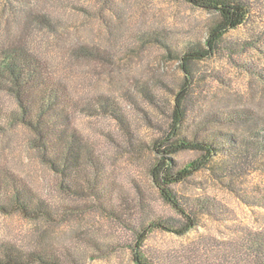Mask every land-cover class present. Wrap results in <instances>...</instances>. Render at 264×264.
Segmentation results:
<instances>
[{
    "label": "rangeland",
    "instance_id": "rangeland-1",
    "mask_svg": "<svg viewBox=\"0 0 264 264\" xmlns=\"http://www.w3.org/2000/svg\"><path fill=\"white\" fill-rule=\"evenodd\" d=\"M27 1L33 15L24 26L21 18L10 14L14 8L11 1L0 0L1 34L5 30L8 38L20 41L18 44L46 64L53 80L66 88L74 104L71 125L102 160L110 178L128 191L136 181L156 211L174 215L150 174L151 159L160 156L150 141L174 120L173 94L182 84L185 72L179 59L172 58L163 45L148 40L147 35L158 31L177 39H204L214 13L186 0ZM38 15H46L55 28L45 25ZM225 37L237 43V50L224 49L193 63L196 80L193 98L187 103L184 129L193 131L201 117L218 106L248 107L264 119V83L244 67L264 69V0L255 4L244 25L231 29ZM82 44L99 47L113 57L112 63L78 57L75 50ZM142 85L156 94L157 103L145 96ZM102 95L118 102L132 135L145 141L146 146L131 149L128 136L116 122L100 114L98 103ZM0 101L5 109L16 107L9 94H0ZM31 134L22 125L9 124L0 130V170L14 175L56 205L60 220L51 224L20 213H0V243L41 249L71 246L82 250L86 264H136L131 251L133 233L103 216L92 201L65 193L57 175L30 142ZM198 155L196 151L183 150L172 156L183 163ZM247 181L263 184L264 175L255 173ZM175 187L181 194L215 197L234 210L235 220L222 223L203 216L199 228L184 235L154 232L147 241L148 247L184 249L193 246L202 235L229 237L235 222L256 229L264 225V210L244 204L209 169L196 172L189 182ZM67 205L78 210L65 213Z\"/></svg>",
    "mask_w": 264,
    "mask_h": 264
},
{
    "label": "trees",
    "instance_id": "trees-1",
    "mask_svg": "<svg viewBox=\"0 0 264 264\" xmlns=\"http://www.w3.org/2000/svg\"><path fill=\"white\" fill-rule=\"evenodd\" d=\"M10 1L14 7L10 14L21 18V25L25 20L28 23L33 15L29 1ZM186 1L214 13L204 39H177L158 31L147 35L148 40L163 45L172 58L179 59L185 72L182 84L173 94L174 120L150 141L160 154L151 159L150 174L174 215L156 211L136 181L128 191L110 178L102 160L71 125L74 104L66 88L53 80L41 59L18 44L20 41L8 38L5 30L2 34L0 31V94L11 95L16 107L5 109L0 101V130L9 124L27 128L32 133L30 142L57 175L65 193L92 201L103 216L133 233L135 243L131 251L136 264H264V225L256 229L235 222L229 237L202 235L193 246L184 249H154L146 245L157 231L184 235L199 228L203 216L222 223L235 220L234 210L215 197L201 193L181 194L175 187L189 182L191 176L204 168L244 204L264 210V183L252 185L247 181L255 173L264 175V119L260 114L244 106H218L204 114L193 131L183 127L196 80L193 63L224 49L237 50V43L227 41L225 36L250 19L259 0ZM39 16L45 25L55 28L46 15ZM75 52L78 57L110 63L113 59L95 45L82 44ZM244 67L264 83V69ZM140 88L146 97L157 103L158 97L152 90L143 85ZM98 105L100 114L115 121L128 136L131 149L146 146L145 141L132 135L130 123L117 101L102 95ZM216 126H233L239 131ZM183 150H193L199 155L182 163L172 155ZM75 210L78 208L67 205L63 212ZM0 213H20L51 224L60 220L56 205L14 175L1 170ZM80 252L81 249L77 251L71 246L23 248L1 242L0 264H86Z\"/></svg>",
    "mask_w": 264,
    "mask_h": 264
}]
</instances>
